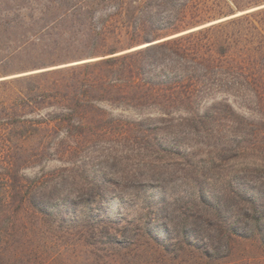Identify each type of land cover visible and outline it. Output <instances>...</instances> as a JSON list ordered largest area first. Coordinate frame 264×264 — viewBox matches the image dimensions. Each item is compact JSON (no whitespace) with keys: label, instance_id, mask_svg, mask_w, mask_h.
<instances>
[{"label":"rangeland","instance_id":"1","mask_svg":"<svg viewBox=\"0 0 264 264\" xmlns=\"http://www.w3.org/2000/svg\"><path fill=\"white\" fill-rule=\"evenodd\" d=\"M258 6L264 7V0H0V114L5 115L2 104L15 87L38 83L49 88L67 81L72 76L68 69L76 64ZM143 9H184L186 14L176 26L164 20L153 27H136L127 16L110 15ZM10 80L18 81L12 85ZM230 101L233 109L221 107L230 119L238 114L254 118L251 109ZM227 123H219L223 133L231 129ZM164 136L159 137L165 142ZM144 141L93 143L89 150L69 155L3 149L0 264H264V223L259 228L247 209L251 193L264 209V184L258 187L250 173L237 170L246 160L215 162L199 182L195 173L180 170L182 162L174 165L167 154L143 150ZM209 161L205 154L195 158L197 168ZM77 166L80 179L89 181L102 171L117 186L102 196L89 192L74 198L79 188L69 170ZM64 168L68 176L60 186L55 173ZM132 169L137 179H122ZM13 175L26 180L29 190L34 181L42 182L44 204L30 196L13 198ZM55 184L64 192L55 190ZM199 188L198 198L192 192ZM157 197L162 214L153 218L146 213ZM92 198L93 210L88 212ZM65 205L73 216L58 213L56 208ZM142 217L154 226L146 227ZM91 226H99L97 232Z\"/></svg>","mask_w":264,"mask_h":264},{"label":"trees","instance_id":"2","mask_svg":"<svg viewBox=\"0 0 264 264\" xmlns=\"http://www.w3.org/2000/svg\"><path fill=\"white\" fill-rule=\"evenodd\" d=\"M248 10L76 64L68 69L72 76L67 81L55 82L49 88L38 83L32 88L15 87L11 99L2 104L5 115L0 114V153L14 147L37 154L55 150L69 155L87 151L93 143L127 139L136 144L144 139L143 150L153 148L159 155L167 154L174 165L182 162L185 166L180 170L195 173L199 182L207 178L204 170H210L215 162L239 157L246 160V166L237 170L250 173L258 187L263 186L264 7ZM185 14L184 9L110 13L131 18L136 27H153L164 20L176 26ZM16 81L9 83L14 85ZM230 98L251 109L254 118L238 114L230 119L221 109H233ZM223 120L231 125L228 133L219 128ZM160 135H165V142ZM204 154L210 157V164L197 168L195 158ZM79 169L69 170L79 188L74 198L89 192L102 196L105 189L117 186L113 179H105L102 171L93 173L89 181L80 179ZM67 170L55 173L60 186L67 180ZM135 171L127 170L122 179L136 180ZM13 179V198L22 201L30 196L35 203L44 204L42 182L34 181L29 190L26 180L17 175ZM57 185L55 190L64 192ZM196 190L192 195L202 197L200 188ZM158 199L154 205H147L146 214H153V218L162 214L158 207L161 197ZM256 199L251 193L247 209L260 228L264 209L263 204L256 205ZM90 202L88 212L93 210L95 199ZM63 206L56 208L58 213L72 215L70 205ZM41 212L46 213L45 209ZM142 218L146 227L154 226ZM98 228L91 226L89 230L94 233Z\"/></svg>","mask_w":264,"mask_h":264},{"label":"water","instance_id":"3","mask_svg":"<svg viewBox=\"0 0 264 264\" xmlns=\"http://www.w3.org/2000/svg\"><path fill=\"white\" fill-rule=\"evenodd\" d=\"M248 11H250V10H248ZM244 12H247V11H244ZM240 14V13H239ZM233 16H235V15H233ZM191 30H194V29H191ZM191 30H189V31H191ZM187 32V31H186Z\"/></svg>","mask_w":264,"mask_h":264}]
</instances>
